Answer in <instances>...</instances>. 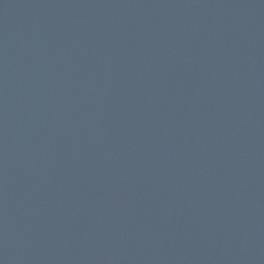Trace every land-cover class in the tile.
Returning a JSON list of instances; mask_svg holds the SVG:
<instances>
[{
    "label": "water",
    "instance_id": "1",
    "mask_svg": "<svg viewBox=\"0 0 264 264\" xmlns=\"http://www.w3.org/2000/svg\"><path fill=\"white\" fill-rule=\"evenodd\" d=\"M0 264H264V0H0Z\"/></svg>",
    "mask_w": 264,
    "mask_h": 264
}]
</instances>
